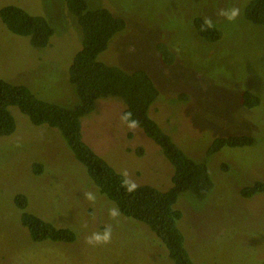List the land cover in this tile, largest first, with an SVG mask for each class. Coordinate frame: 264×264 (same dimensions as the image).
Returning <instances> with one entry per match:
<instances>
[{"label": "rangeland", "instance_id": "374dc122", "mask_svg": "<svg viewBox=\"0 0 264 264\" xmlns=\"http://www.w3.org/2000/svg\"><path fill=\"white\" fill-rule=\"evenodd\" d=\"M66 1L0 0V9L13 5L43 17L54 32L46 48L36 49L0 20V79L63 104L75 101L68 71L82 41ZM84 1L89 10L107 9L125 22L99 60L148 71L161 93L151 118L187 155L206 162L214 184L207 198L182 194L176 205L194 264H264V194L240 195L264 181V28L243 16L252 0ZM197 17L218 28L221 39L200 38ZM158 44L173 53L172 65L160 62ZM244 91L259 97V105L245 108ZM123 109L116 99L98 101L82 121L83 140L134 185L167 190L171 165L139 128L123 121ZM10 110L16 129L0 138V264H173L148 226L120 214L98 191L57 130ZM239 134L255 144L207 156L216 137ZM18 194L27 197L26 211L71 229L75 241L33 242L14 202Z\"/></svg>", "mask_w": 264, "mask_h": 264}, {"label": "trees", "instance_id": "16d2710c", "mask_svg": "<svg viewBox=\"0 0 264 264\" xmlns=\"http://www.w3.org/2000/svg\"><path fill=\"white\" fill-rule=\"evenodd\" d=\"M66 2L82 31L80 49L68 71V82L75 101L68 104L49 102L39 98L25 85L0 79V138L10 136L16 129L11 107L18 108L33 125H46L57 130L73 157L86 168L92 183L120 214L148 226L166 248L173 264H194L179 227L182 213L176 205L182 194H190L198 201L207 198L214 184L206 162L187 155L151 118V107L161 93L148 71L143 68L127 71L99 60L111 40L124 30L123 18L107 9L89 10L84 0ZM243 16L252 25L264 28V0H252ZM0 20L13 35L29 38L31 46L36 49L46 48L54 33L43 17L32 16L13 5L0 9ZM194 26L197 35L207 42L213 43L222 37V32L203 18H195ZM156 51L164 66L172 65L174 55L164 44H158ZM179 98L184 100L187 96L183 94ZM107 99L123 103V121L139 128L171 165V186L167 190L134 185L83 140V119L94 112L98 101ZM241 102L245 108L251 109L259 105L260 99L244 91ZM254 144V137L247 134L219 136L212 141L206 154L211 156L223 148ZM41 167L34 165V172L40 173ZM259 194H264V181H255L240 190V195L246 199ZM14 202L21 210V224L33 242L75 241L76 236L71 229L57 228L26 211L28 202L24 194L16 195Z\"/></svg>", "mask_w": 264, "mask_h": 264}]
</instances>
